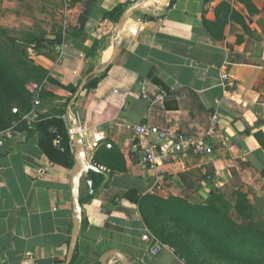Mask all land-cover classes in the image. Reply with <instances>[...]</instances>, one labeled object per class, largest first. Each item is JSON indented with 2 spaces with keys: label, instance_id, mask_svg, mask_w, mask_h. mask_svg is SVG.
Listing matches in <instances>:
<instances>
[{
  "label": "crops",
  "instance_id": "obj_1",
  "mask_svg": "<svg viewBox=\"0 0 264 264\" xmlns=\"http://www.w3.org/2000/svg\"><path fill=\"white\" fill-rule=\"evenodd\" d=\"M114 10L118 20H105ZM67 11L61 30L44 28L47 38L55 36L48 39L63 36V42L28 48L51 79L48 95L32 119L12 116L0 130V264L66 262L76 161L72 167L53 161L34 123L71 96L61 117L67 127L79 125L87 161L104 175L94 189L91 170L81 178L84 225L72 264H126L125 258L128 264H188L157 235L159 251L146 247L142 236L153 231L139 205L123 196L130 190L181 194L182 174L203 176L194 201L207 198L212 186L235 184L264 196V0H78L70 21ZM123 14L128 28L119 27ZM114 39L120 45L106 66ZM143 80L149 97L162 98H142ZM214 116L229 137L225 144L207 135ZM133 125L177 129L210 150H184L152 168L142 159L145 148L165 141L137 136ZM71 147L74 156L73 141Z\"/></svg>",
  "mask_w": 264,
  "mask_h": 264
},
{
  "label": "trees",
  "instance_id": "obj_2",
  "mask_svg": "<svg viewBox=\"0 0 264 264\" xmlns=\"http://www.w3.org/2000/svg\"><path fill=\"white\" fill-rule=\"evenodd\" d=\"M119 17L120 14L114 10L106 13L104 18L115 21ZM60 40L63 42V36L60 39L59 36L56 39L35 36L26 51L30 46L41 47L45 42ZM25 53L17 40L0 28V130L11 125L12 116H16L17 120L20 118L19 114L12 113V108L19 107L21 113L30 111L31 98L27 89L30 82L46 77L51 80L47 70L37 65L27 55L29 52ZM104 74L91 80L89 85H96ZM58 85L72 94L77 89L72 85ZM44 90L42 96L48 95L44 94ZM65 105L54 115L35 122L34 126L46 154L53 161L72 167L71 138L61 117L65 113ZM56 138H60L58 146L54 144ZM91 175L94 189L103 181L104 175L94 170H91ZM189 176L191 174H182L181 178L186 180L187 185L185 191L178 195H141L136 190H130L123 197L139 205L147 226L184 256L188 264H264V216L257 213V205L249 197L251 189L244 191L242 184H235V199L231 201L227 198L225 187L212 186L207 198L194 201L191 196L201 187L199 179L203 176H198L197 180ZM168 223L175 224L179 232L165 236V224ZM76 253L77 247L70 264L76 259Z\"/></svg>",
  "mask_w": 264,
  "mask_h": 264
},
{
  "label": "built area",
  "instance_id": "obj_3",
  "mask_svg": "<svg viewBox=\"0 0 264 264\" xmlns=\"http://www.w3.org/2000/svg\"><path fill=\"white\" fill-rule=\"evenodd\" d=\"M223 80L227 84H231L232 80L228 74L222 76ZM48 83L47 77L40 81H32L27 85L28 92L30 94L32 108L26 113H21L19 107L12 108V113L19 114L20 118L17 122H22L24 120H29L31 114L36 110L38 106L42 103V92ZM140 86V96L144 99L157 100L162 98L161 94H153L152 97H149L148 85L145 80L139 83ZM151 98V99H150ZM32 119V118H31ZM131 129L137 136L143 137H152L156 136L162 141H165L164 144H151L145 148V152L142 156V159L150 167L155 168L160 163L168 160L171 155L184 151V150H193L199 152L202 150H210L204 143L203 140L190 137L177 129L171 128H160L158 126H149V125H133ZM68 133L70 135L71 141L73 137V127L68 126ZM207 135L217 137L222 143H226L229 137L225 134L221 123L217 116L213 117L212 126L208 131ZM55 145H60V138L54 140ZM107 147L111 148L112 144L108 143ZM142 241L145 243L147 248H152L153 252H158L160 249V239L153 234L150 230L147 231L142 236ZM158 245H157V244Z\"/></svg>",
  "mask_w": 264,
  "mask_h": 264
},
{
  "label": "rangeland",
  "instance_id": "obj_4",
  "mask_svg": "<svg viewBox=\"0 0 264 264\" xmlns=\"http://www.w3.org/2000/svg\"><path fill=\"white\" fill-rule=\"evenodd\" d=\"M77 3L78 0H0V28L5 29L11 37L17 40L24 53L29 52V50L26 51V48L29 46L31 38L45 35L47 30L44 28L61 30L64 14L69 12L67 10L72 9L69 13L70 21ZM42 30L43 33L40 32ZM27 55L29 56L28 53ZM241 188L248 191L245 186H241ZM234 190L235 188L232 186L224 189L227 198L231 201L235 199ZM249 197L256 203L257 213L264 216V196L255 198L250 192ZM165 226L167 227L165 236L178 231L175 224L168 223ZM181 251L185 253L182 249Z\"/></svg>",
  "mask_w": 264,
  "mask_h": 264
},
{
  "label": "water",
  "instance_id": "obj_5",
  "mask_svg": "<svg viewBox=\"0 0 264 264\" xmlns=\"http://www.w3.org/2000/svg\"><path fill=\"white\" fill-rule=\"evenodd\" d=\"M129 19L130 18L127 16V14H123L118 23L119 27L128 28ZM53 37L55 36H48V38H53ZM119 45H120L119 43L116 44L113 55L108 61L106 66H108L111 63L115 53L117 52L119 48ZM100 70L102 69H97L94 71V73L99 72ZM77 93H79V90ZM72 127H73L72 141H73V146L75 149L74 157L76 161L73 167V170H72V180H71L74 211H73V227L71 231L69 249H68L65 264H70L73 259V256H74V253L77 247L79 234L81 232L82 224H83L84 211H83L81 198H80L81 178L83 174H87L90 170H96V171L99 170L94 164L87 161V156H86V151H85V142L80 132L79 125H75ZM124 261L126 264H128V260L126 258L124 259Z\"/></svg>",
  "mask_w": 264,
  "mask_h": 264
},
{
  "label": "bare ground",
  "instance_id": "obj_6",
  "mask_svg": "<svg viewBox=\"0 0 264 264\" xmlns=\"http://www.w3.org/2000/svg\"><path fill=\"white\" fill-rule=\"evenodd\" d=\"M115 40V39H114ZM116 44H117V42H116V40H115V46H116ZM115 46H114V48H115Z\"/></svg>",
  "mask_w": 264,
  "mask_h": 264
}]
</instances>
